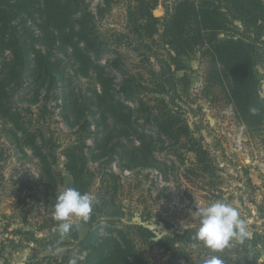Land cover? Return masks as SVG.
<instances>
[{"label":"trees","instance_id":"obj_1","mask_svg":"<svg viewBox=\"0 0 264 264\" xmlns=\"http://www.w3.org/2000/svg\"><path fill=\"white\" fill-rule=\"evenodd\" d=\"M121 1L125 28L112 33L111 42L99 29L98 17ZM167 2L102 0L94 12L87 0H0V117L12 126L13 137L23 140L39 159L43 177L53 191L56 155L47 147L49 141L41 128H30L27 122L31 120L12 103L16 95L35 103L42 94L60 93L62 115L77 128V140L63 151L65 168L72 178L71 187L82 193L92 190V161L107 158V163L118 162L127 170L158 168L154 151L159 141L194 153L190 170L198 175L212 172L209 153L195 137L179 104L191 83L186 72L177 75L187 69L183 56L200 53L208 60V83L227 91L248 130L264 129V101L255 71L264 45V0ZM159 4L165 8L163 16L155 15ZM35 9L41 15L33 29L30 17ZM123 45L134 52L137 65L125 63ZM58 48L73 56L77 73L95 79L98 88L90 95L73 90L68 72L57 59ZM106 189L105 197L95 196L96 208L83 220L88 231L79 244L80 252L87 254L73 264H156L137 247L131 228L108 227L107 236L92 229L101 217L112 220L120 216L114 203L115 187ZM150 223L133 226L148 244L153 236L147 228ZM195 230L162 228L159 243L169 244L170 237L164 236L171 233L196 240ZM74 233H78L77 227ZM66 258L57 261L64 264ZM221 258L225 264H264L249 255ZM167 264L187 263L172 258Z\"/></svg>","mask_w":264,"mask_h":264},{"label":"rangeland","instance_id":"obj_2","mask_svg":"<svg viewBox=\"0 0 264 264\" xmlns=\"http://www.w3.org/2000/svg\"><path fill=\"white\" fill-rule=\"evenodd\" d=\"M167 0H160V3ZM174 0H168L172 3ZM97 12L102 0H87ZM30 17V25L36 29L40 12L36 9ZM163 16L165 8L159 4L155 10ZM126 12L121 1L98 17L99 29L114 42L111 34L125 28ZM259 49L255 71L259 79L261 97L264 101V45ZM123 60L137 65L134 52L122 46ZM57 59L68 72L76 94H91L98 85L94 78L77 73V64L62 49L55 50ZM114 55L110 56V58ZM190 78L188 94L179 101L191 130L209 153L213 164L210 174L190 170L194 167L195 155L186 149L175 150L169 142L159 141L155 147L158 168H135L127 170L118 162L107 163V158L90 162L93 173L91 194L106 196L107 186H114L117 196L115 206L120 209L116 219L99 218L92 229L100 235H108V227L130 229L137 247L156 264H167L170 259L187 264H204L221 255L255 257L264 262V129L251 132L238 117L227 91L219 85L208 83V60L200 53L183 56ZM2 57H0V61ZM60 93L42 94L39 101L30 103L12 98V103L27 119L30 128H41L47 147L56 155L55 191L43 177L39 159L23 140L13 137L11 125L0 117V264H73L82 260L87 252H80V240L87 234L88 226L81 218L73 217L69 233L62 236L53 208L57 195L72 185V178L65 168L64 148L77 140V128L70 126L62 115ZM92 140H88L92 144ZM87 151V150H86ZM112 174H114L112 176ZM224 200L235 206L245 221L249 235L244 240L233 239L222 250L212 251L202 242L189 240L175 233L168 234L170 243L163 239L160 229L179 226L196 229V206H206ZM96 208L94 204L93 209ZM99 211H93V215ZM150 221L147 228L153 233L152 243L144 242L133 227ZM77 227L78 233H74ZM159 227V229H158ZM256 234H258L256 236ZM262 236V237H261ZM59 260V261H57Z\"/></svg>","mask_w":264,"mask_h":264},{"label":"clouds","instance_id":"obj_3","mask_svg":"<svg viewBox=\"0 0 264 264\" xmlns=\"http://www.w3.org/2000/svg\"><path fill=\"white\" fill-rule=\"evenodd\" d=\"M95 196L89 192H81L76 188H65L60 191L53 208L55 219L59 222L62 236L69 233L73 226L72 218L87 221L95 204ZM198 226L194 239L202 242L212 251L224 249L231 240H244L248 235V227L241 218L239 210L224 200L212 202L194 209ZM204 264H222L217 257H212Z\"/></svg>","mask_w":264,"mask_h":264},{"label":"water","instance_id":"obj_4","mask_svg":"<svg viewBox=\"0 0 264 264\" xmlns=\"http://www.w3.org/2000/svg\"><path fill=\"white\" fill-rule=\"evenodd\" d=\"M155 15H156V16H159L158 13H156V12H155ZM183 228H184V227H183Z\"/></svg>","mask_w":264,"mask_h":264}]
</instances>
